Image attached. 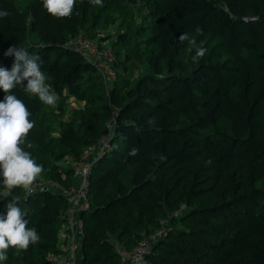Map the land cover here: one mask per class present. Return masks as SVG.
Masks as SVG:
<instances>
[{
	"label": "trees",
	"instance_id": "trees-1",
	"mask_svg": "<svg viewBox=\"0 0 264 264\" xmlns=\"http://www.w3.org/2000/svg\"><path fill=\"white\" fill-rule=\"evenodd\" d=\"M3 9L0 66L12 67L9 47L26 48L41 57L57 96L51 107L19 86L12 93L31 112L22 147L41 175L70 186L71 171L57 161L110 135L111 151L92 166L82 264L118 263L116 245L132 249L161 220L167 231L152 264H264V0H76L63 19L42 0H0ZM197 27L207 52L193 63L195 51L178 37ZM78 34L112 39L110 86L67 46ZM70 98L82 104L68 106ZM12 200L40 240L9 249L3 264H54L68 199L9 192L0 178V214Z\"/></svg>",
	"mask_w": 264,
	"mask_h": 264
},
{
	"label": "clouds",
	"instance_id": "clouds-1",
	"mask_svg": "<svg viewBox=\"0 0 264 264\" xmlns=\"http://www.w3.org/2000/svg\"><path fill=\"white\" fill-rule=\"evenodd\" d=\"M89 3L102 6V0H89ZM42 4L51 17L63 19L73 15L76 0H42ZM8 16L7 9L0 10V21ZM203 34V30L197 27L191 36L181 33L178 37L181 43L188 42L189 51H195L193 63L206 55L203 41H198V37ZM5 56L14 57V61L10 70L0 66V89L5 93L4 99L0 101V178L7 191L20 188L29 193L43 172V166L37 164L31 153L22 147L34 123L30 120L31 112L25 103L12 93L19 86L29 96L38 97L51 107H55L57 96L46 83L48 77L41 70L39 55L13 45L7 49ZM149 123L154 121L150 120ZM137 152L133 148L128 155L134 157ZM25 216L26 212L21 209L18 200L8 202L6 215L0 214V264L7 261L9 249L27 251L39 242L38 232L28 227Z\"/></svg>",
	"mask_w": 264,
	"mask_h": 264
},
{
	"label": "built area",
	"instance_id": "built-area-1",
	"mask_svg": "<svg viewBox=\"0 0 264 264\" xmlns=\"http://www.w3.org/2000/svg\"><path fill=\"white\" fill-rule=\"evenodd\" d=\"M67 46L75 50L89 63L110 86L117 79L114 68L115 54L107 42L100 43L97 39L78 34L70 39ZM112 144L109 136H103L97 144L87 147L80 158L65 156L57 161L58 168L71 171L72 184L64 186L56 181L38 179L33 190L28 195L37 191H54L68 199L69 206L65 213V221L60 227L58 235L59 252H51L48 259L54 264H82L81 250L84 242L83 216L91 209L90 177L94 162L104 153L111 151ZM66 178V176H63ZM160 231L146 235L132 249L116 245L120 256L118 263L112 264H152L149 255L153 248L166 235L167 224L161 220Z\"/></svg>",
	"mask_w": 264,
	"mask_h": 264
},
{
	"label": "rangeland",
	"instance_id": "rangeland-1",
	"mask_svg": "<svg viewBox=\"0 0 264 264\" xmlns=\"http://www.w3.org/2000/svg\"><path fill=\"white\" fill-rule=\"evenodd\" d=\"M111 32V33H110ZM110 34H116V29L115 28H112L111 30H110ZM102 35L103 36H107L108 35V33H102ZM114 36V35H113ZM108 40V39H107ZM108 44L111 46L112 45V39H110L109 38V42H108ZM82 103L81 102H78V101H76V100H74L73 98H70L69 100H68V106L70 105L71 107H79L80 105H81ZM45 176L44 175H40V177L38 178V179H43V180H47V181H49V179H46V178H44Z\"/></svg>",
	"mask_w": 264,
	"mask_h": 264
},
{
	"label": "crops",
	"instance_id": "crops-1",
	"mask_svg": "<svg viewBox=\"0 0 264 264\" xmlns=\"http://www.w3.org/2000/svg\"><path fill=\"white\" fill-rule=\"evenodd\" d=\"M81 255H82V253H81ZM82 262V260H80V263Z\"/></svg>",
	"mask_w": 264,
	"mask_h": 264
}]
</instances>
